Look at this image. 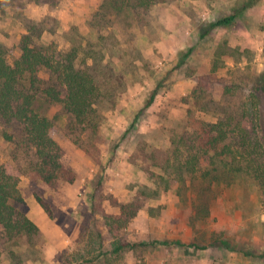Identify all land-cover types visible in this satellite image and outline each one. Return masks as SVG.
I'll use <instances>...</instances> for the list:
<instances>
[{
    "label": "rangeland",
    "instance_id": "obj_1",
    "mask_svg": "<svg viewBox=\"0 0 264 264\" xmlns=\"http://www.w3.org/2000/svg\"><path fill=\"white\" fill-rule=\"evenodd\" d=\"M103 1L0 0V46L9 63L21 56L26 26L44 22L43 40L59 51L78 36L91 44L102 93L88 124L61 104L35 105L52 121L62 161L76 173L75 182L55 188L35 178L22 127L0 120V164L20 179L26 216L35 215L33 200L42 211L34 244L10 243L1 264H264V180L233 177L221 164L208 167L218 180H162L144 170L140 152L173 156L179 147L186 155L183 146L197 144L205 125L225 123L230 142L242 122L258 124L264 167V90H254L264 74V0L205 38L208 23L231 14L237 0H162L149 10L96 16L105 13ZM137 196L144 207L132 220L120 218V206ZM152 241L183 246H134Z\"/></svg>",
    "mask_w": 264,
    "mask_h": 264
},
{
    "label": "trees",
    "instance_id": "obj_2",
    "mask_svg": "<svg viewBox=\"0 0 264 264\" xmlns=\"http://www.w3.org/2000/svg\"><path fill=\"white\" fill-rule=\"evenodd\" d=\"M161 1L104 0L101 10L105 13L96 16L105 17L109 11L121 12L123 9L149 10ZM237 1L238 5L233 8L231 14L208 23L207 31L201 38H205L215 29L234 26L242 14L262 0ZM43 24L44 22L31 21L26 26V34L20 41L21 56L13 64L8 62L6 51L0 46V120L22 127L27 146L34 150L36 162L32 165V172L35 178L55 188L60 182H75L76 173L62 161L61 147L51 135L52 121L48 116L39 113L35 105L39 100L50 105L61 104L79 123L88 124L96 112L95 107L101 101L102 93L94 75L98 59L90 49L91 44L87 43L85 46L86 40L78 36L80 42L74 43L65 52L59 51L54 42L43 40L48 32ZM93 24L94 27L99 25L98 19L96 24ZM262 29L264 30V26ZM191 52L192 49L185 56H189ZM41 72H46L49 77L46 80L41 79ZM260 79L254 87L256 92L264 90V74H261ZM254 98L259 112V97L255 94ZM154 99L155 95H152L146 109L153 104ZM223 126V122L205 125L200 131L203 137L198 139L197 144L191 141L183 146L186 155L180 153L179 147L173 156H160L158 150L148 153L145 148H141L144 170L150 176L162 180H171L174 176L180 182L192 181L195 178H209L214 181L218 178L211 177L208 167L221 164L228 167V172L233 174V177L244 174L262 182L264 167L259 154L262 141L258 134V124L236 123L230 130V142H227L228 134ZM155 168L163 173H156ZM215 172L218 173V166L215 167ZM218 174L223 176L222 172ZM19 183L20 179L0 164V264L7 245L21 240L34 244L35 238L41 234L39 227L22 210L25 201ZM182 191V188L178 189L179 194ZM197 191L201 193L202 190ZM36 199L46 213L51 214L42 199L39 196H36ZM144 204V199L138 196L133 201L122 204L120 218L125 221L132 220ZM221 244L228 247L226 242ZM147 245L183 246L179 241L142 242L134 246ZM120 249L119 247L116 250Z\"/></svg>",
    "mask_w": 264,
    "mask_h": 264
},
{
    "label": "crops",
    "instance_id": "obj_3",
    "mask_svg": "<svg viewBox=\"0 0 264 264\" xmlns=\"http://www.w3.org/2000/svg\"><path fill=\"white\" fill-rule=\"evenodd\" d=\"M84 1H85L84 3L86 4V7H89L91 5L90 0H84ZM29 206L31 209L30 215L33 214V212L35 213V215L30 216V218L33 222H37L39 220V218L42 216L41 215L42 211H41L40 207L37 205L36 201H34V200L30 202ZM46 232H48V231H46Z\"/></svg>",
    "mask_w": 264,
    "mask_h": 264
}]
</instances>
